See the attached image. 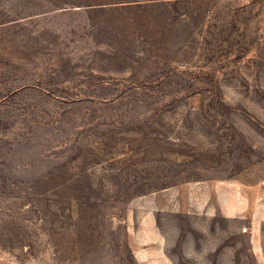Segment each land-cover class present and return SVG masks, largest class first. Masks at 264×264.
<instances>
[{"label":"rangeland","instance_id":"rangeland-1","mask_svg":"<svg viewBox=\"0 0 264 264\" xmlns=\"http://www.w3.org/2000/svg\"><path fill=\"white\" fill-rule=\"evenodd\" d=\"M0 264H264V0H0Z\"/></svg>","mask_w":264,"mask_h":264}]
</instances>
